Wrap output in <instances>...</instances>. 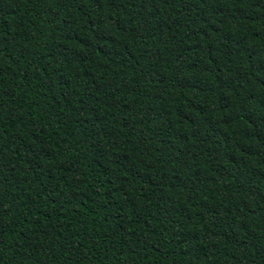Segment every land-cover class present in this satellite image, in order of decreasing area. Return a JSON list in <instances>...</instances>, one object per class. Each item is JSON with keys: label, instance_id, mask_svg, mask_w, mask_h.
<instances>
[{"label": "trees", "instance_id": "16d2710c", "mask_svg": "<svg viewBox=\"0 0 264 264\" xmlns=\"http://www.w3.org/2000/svg\"><path fill=\"white\" fill-rule=\"evenodd\" d=\"M0 264H264V0H0Z\"/></svg>", "mask_w": 264, "mask_h": 264}]
</instances>
